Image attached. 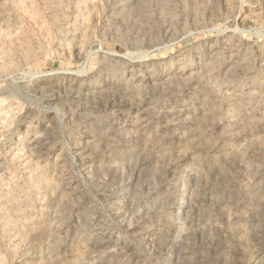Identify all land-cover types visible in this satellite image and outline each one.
<instances>
[{"label": "rangeland", "instance_id": "rangeland-1", "mask_svg": "<svg viewBox=\"0 0 264 264\" xmlns=\"http://www.w3.org/2000/svg\"><path fill=\"white\" fill-rule=\"evenodd\" d=\"M0 264H264V0H0Z\"/></svg>", "mask_w": 264, "mask_h": 264}]
</instances>
